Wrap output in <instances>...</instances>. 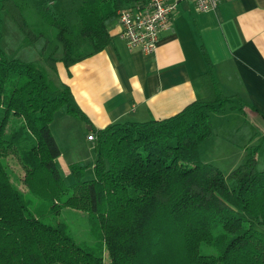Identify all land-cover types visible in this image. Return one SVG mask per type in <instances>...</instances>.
<instances>
[{
    "label": "trees",
    "instance_id": "obj_1",
    "mask_svg": "<svg viewBox=\"0 0 264 264\" xmlns=\"http://www.w3.org/2000/svg\"><path fill=\"white\" fill-rule=\"evenodd\" d=\"M131 1L82 0L75 30L65 18L40 9L42 23L55 30L62 47L60 58L55 50L43 58L45 66L55 70L61 61L69 67L101 51L113 38L109 25ZM27 9V0H0V40L3 11L21 31V45L46 35L48 30L27 20ZM200 77L205 95L173 116L92 129L94 177L84 180L86 166L71 163L74 182L67 184L50 123L61 107L79 119L85 115L70 89L55 84L43 65L8 56L0 47V264H264V232L257 227L264 225L259 147H251L228 174L200 160L199 145L212 132L211 115L233 99L222 94L209 64ZM11 113L35 139L29 150L18 151L3 135ZM13 155L27 192L13 185L3 163ZM62 207L89 214L94 230L102 232L109 262L95 246L83 247L63 226L42 220ZM218 225L221 231L213 233ZM202 244L216 254H203Z\"/></svg>",
    "mask_w": 264,
    "mask_h": 264
},
{
    "label": "crops",
    "instance_id": "obj_2",
    "mask_svg": "<svg viewBox=\"0 0 264 264\" xmlns=\"http://www.w3.org/2000/svg\"><path fill=\"white\" fill-rule=\"evenodd\" d=\"M108 30L113 38L101 51L69 67L57 61L55 70L46 69L55 84L70 89L85 115L79 119L64 111L76 123L63 128L67 137L84 142L87 132L109 123L175 115L205 95L200 76L209 64L222 94L233 97L237 106L243 104L242 110L233 112L252 119L248 124L255 129V137L247 141L242 133L222 137L224 114L213 113V133L199 145L200 160L228 174L251 147L258 146L256 165L264 169V0H221L217 8L206 12L181 0L170 27L161 31L150 54L126 45L117 19ZM54 122L55 117L50 130L56 140ZM242 132L248 133L247 129ZM62 155L60 148L56 160H63ZM68 166L64 164L66 171Z\"/></svg>",
    "mask_w": 264,
    "mask_h": 264
},
{
    "label": "rangeland",
    "instance_id": "obj_3",
    "mask_svg": "<svg viewBox=\"0 0 264 264\" xmlns=\"http://www.w3.org/2000/svg\"><path fill=\"white\" fill-rule=\"evenodd\" d=\"M28 9L24 12L27 20L33 24L37 29L48 30L45 36H42L34 44L31 45H21L23 35L18 27L13 23L7 12H1V49L11 57L19 58L26 62H34L38 65H43L45 69L49 70L45 66L43 58L44 55H48L50 51L55 50V55L60 56L62 54V47L59 42L54 38L55 30L43 24L41 17L39 15V10L44 8L49 12L55 14L57 17H63L66 19L68 26L72 29L79 28V19L76 13L82 0H27ZM57 46V48H56ZM50 72V71H49ZM233 106H237V101H233L230 105H226L223 111L224 122L221 123L225 129H223L221 136L226 139H231L236 134L242 133L245 141L250 137L252 139L253 132L255 129L251 127L248 122L252 120L251 118L245 119L242 115L233 112L235 109ZM65 108L61 107L56 115L55 122L53 125L54 134L58 145L61 148L63 160L59 159L57 166L67 184H72L74 178L70 173V170H65L64 164L68 166L71 163H78L80 165L86 166L83 179L88 180L94 177V172L92 169L93 163L96 158L95 150L93 147L92 140L89 138V132L86 133L84 137V142H79L75 138L67 137L64 134L63 128L67 126L71 127L76 123L72 117L64 115ZM70 115V114H69ZM3 116V110H0V117ZM68 116V117H66ZM247 120V121H246ZM247 122V123H246ZM239 124V125H238ZM239 126V127H237ZM247 132H242L244 130ZM17 132L16 138H10L9 134ZM213 133V130L211 134ZM4 137L11 139V141L17 146L18 151L29 150L35 143L34 137L23 127V120L20 116L9 114L7 117L6 128L3 133ZM87 136V137H86ZM262 158L264 156V145L262 149ZM3 163L9 173L11 182L17 188L23 192H27L25 186L22 183L23 169L16 157L9 156L3 158ZM69 167V166H68ZM258 168V166L256 165ZM42 220L53 226H63L64 230L75 240L76 243L83 247L95 246L94 252L102 255L105 262H109L110 259L107 256L106 249L102 246V232L100 229L94 230L92 220L89 214L81 209H75L72 207H62L58 214L50 213L43 216ZM259 230L264 232V225H258ZM221 231L220 225L213 228V233H218ZM102 247V248H101ZM201 252L203 254H216V251L206 244L201 245Z\"/></svg>",
    "mask_w": 264,
    "mask_h": 264
},
{
    "label": "built area",
    "instance_id": "obj_4",
    "mask_svg": "<svg viewBox=\"0 0 264 264\" xmlns=\"http://www.w3.org/2000/svg\"><path fill=\"white\" fill-rule=\"evenodd\" d=\"M181 0H132L117 12L119 36L129 48L150 54L157 47L161 31L170 27L173 12ZM191 1L197 10L206 12L218 7L221 0ZM92 140L93 136L90 134Z\"/></svg>",
    "mask_w": 264,
    "mask_h": 264
}]
</instances>
